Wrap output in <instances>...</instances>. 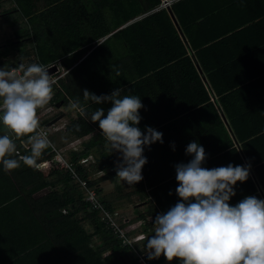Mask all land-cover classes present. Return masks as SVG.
Segmentation results:
<instances>
[{
    "label": "trees",
    "instance_id": "trees-1",
    "mask_svg": "<svg viewBox=\"0 0 264 264\" xmlns=\"http://www.w3.org/2000/svg\"><path fill=\"white\" fill-rule=\"evenodd\" d=\"M161 1L148 0L147 4H142L139 0H103L100 5L110 13V20L101 28L96 24L103 23L104 17H98L102 20L93 18L89 23L94 24L95 33L84 36L80 21L74 17L50 19L51 8L46 0H0V13H6L5 23L16 32L15 40L0 45V61L14 55L17 49L21 50L20 60L29 58L30 51L25 49L28 43L33 46L35 55V61L29 60V63L50 64L67 54H72L73 60L77 61L87 54L70 72L78 84L73 81L71 86L62 81L73 101L80 99V95L83 97L85 89L100 96L111 95L114 90L128 86L144 105L137 125L142 132L146 134V126L152 127L154 118L158 127L174 129L168 130L171 139L185 138V150L175 144L156 145L149 152L144 149L148 163L142 168L143 179L135 185L143 191L148 186L152 200L156 199L147 213L138 216L143 219L148 237L154 235V229L148 231V227L161 213V207L166 209L160 194L177 183L176 165L187 164L193 158L186 154L190 141L198 142L205 149L206 160L202 167L208 169L215 163V160L211 161L216 156H220L223 166H255L264 160V141H247L238 147L219 111L226 112L236 141H241L240 121L228 112L231 95H226L229 93H225L220 81L234 62L242 56L246 59L251 48L258 49L259 55H263L264 47L260 46L264 44L258 43L242 55L228 58H221V53L217 52L231 35L261 25L257 18L264 13V0H254L255 9L244 2L243 16L246 17L234 18L238 16L233 15L231 21L226 12H220L224 5L210 0H178L172 8L180 29L166 9L121 28L128 21L160 6ZM257 2L262 6H257ZM236 5L230 3L233 9ZM106 36L99 43L100 38ZM112 82L113 86L109 87ZM60 96L57 92L53 100L58 101ZM80 102L87 104L90 112L103 108L105 116L112 107L111 102L99 105L83 99ZM73 119L67 124L65 135L83 140L90 136L81 152L70 155L80 177L89 179L93 172L107 170L98 181L108 178L119 182L116 166L121 159L115 156L118 152L112 151L99 123L83 116ZM4 134L12 136L20 155L30 154V145L28 149L21 146L27 137L16 139L0 123V135ZM50 140L55 148L44 151L38 161L43 164L40 170L21 162L18 169L6 172L0 164V264H141L136 255L138 252H134L138 249L135 244L123 243L103 219V208L111 214L114 211L101 197L102 191L95 187L94 181H88V187L97 190L102 205V209H94L85 200V189L80 181L73 179L71 171L57 159V150L64 147L58 143L57 135L51 134ZM90 154L95 161L81 165L79 160ZM47 187L51 188L48 192L37 195ZM254 197L262 199L259 195ZM120 227L127 237L134 235L131 229L123 227V223ZM131 249H134L131 254L136 256L128 253ZM149 261L151 264L161 262Z\"/></svg>",
    "mask_w": 264,
    "mask_h": 264
},
{
    "label": "clouds",
    "instance_id": "clouds-1",
    "mask_svg": "<svg viewBox=\"0 0 264 264\" xmlns=\"http://www.w3.org/2000/svg\"><path fill=\"white\" fill-rule=\"evenodd\" d=\"M54 83L49 69L42 64H21L19 70L0 69V123L16 139L27 137L23 148L30 145V154L20 155L12 136L0 135V164L4 171L18 169L21 162L40 170L43 164L38 161L44 151L54 150L55 145L41 130L38 117V110L53 97ZM121 92L118 88L111 95L97 96L85 89L83 100L96 105L111 102L106 116L103 108H96L91 121L99 123L112 151L122 154L116 176L134 185L143 179L145 147L157 141L163 143V134L147 126L146 134L142 132L137 126L141 121L140 109L144 107L141 98L121 96ZM69 106L81 116L86 115L79 98ZM186 154L193 158L187 164L176 165V193L180 201L156 215L154 235L147 238L144 246L147 258L163 256L169 264L173 260L182 264H264V200L247 196L234 206L229 203L236 195L237 182L248 179L250 165L202 167L206 153L198 142L189 143ZM145 238L146 235L138 241Z\"/></svg>",
    "mask_w": 264,
    "mask_h": 264
},
{
    "label": "crops",
    "instance_id": "crops-1",
    "mask_svg": "<svg viewBox=\"0 0 264 264\" xmlns=\"http://www.w3.org/2000/svg\"><path fill=\"white\" fill-rule=\"evenodd\" d=\"M49 7L51 8L50 13H49V18H55V19H64L69 16H71L73 19H77L80 21L81 26L85 27V30L87 32H90V34H94V29L95 26L94 24L89 23L93 18L102 20L98 17L103 16L104 17V22L100 24H96L98 27H104L102 25H106L105 23L110 20V13H108L104 7H101L100 4H102L103 0H46ZM142 4H147L148 0H139ZM164 0H162L160 6L154 7L153 9H150L146 11V13H143L137 18H134L130 21H128L126 24H124L121 28L133 23L136 19H139L141 17H145L155 11H158L160 9H166L168 10L171 18L173 21L176 23L177 27L180 29L179 22L176 18V15L174 14L172 5L177 2L178 0H170L171 3L167 6L163 3ZM208 0H205V2ZM211 2H214L215 4H220L224 5L222 10L226 12L225 15H229L228 20L231 21L233 19V15H237L238 17L234 18H244L246 16H243L244 13V8L246 6V3L249 4L250 7L255 9V6H253L254 0H210ZM230 3H237L236 8L233 9L232 6H230ZM229 5L226 6L225 5ZM60 6V7H59ZM257 6H262L260 2H257ZM58 7V8H57ZM225 7V8H224ZM234 10V11H233ZM6 13H0V45H5L7 41L10 40H15L16 39V32L9 27L5 23L4 15ZM253 14V12H251ZM113 18V17H112ZM257 21H260L259 27L254 30L246 31L242 33L240 31L239 33H235L228 37V40L226 41L223 46L220 47V50L217 51L221 53V58H228L227 56L230 55H235L239 54L242 55L247 49H250L252 46L257 45L258 43L264 44V13L257 18ZM231 25V22L229 23L228 26ZM112 34V33H111ZM111 34H108L111 35ZM106 36V38L108 37ZM118 43V42H116ZM261 48L264 46H260ZM260 48V49H261ZM92 48L89 50L91 51ZM258 49L251 48L250 51L246 55V59L244 56H240V60L238 62H234V66L231 67V70L225 71L226 74L223 78H221L222 82L220 81V86L225 88V93H229L226 95H231L230 97V104H231V109L228 111L229 114H231L234 119H238L240 121L239 128L241 130V135H242V142L240 140L236 141V137L234 136L232 126L230 124V118L226 117V112L224 110L220 109V115L225 122L226 127L228 128L235 144L238 147H241L243 143H247V141H255V142H260V140L264 141V49L261 50L263 55H259ZM19 51L15 52V54H11L10 56L4 58L2 61H0V69L5 68V70H10V68H18L20 67L21 64L24 65L26 63V60L22 61L19 59L21 56L19 55ZM87 54H84L80 59L77 61L73 60L72 54H67L59 59L62 60L63 64L70 69V71L61 79V82L67 83V85L70 83V85H73V77L70 75V72L74 69V67H77L79 63L85 58ZM235 55V56H237ZM33 56L35 57L34 53ZM58 59V60H59ZM32 61H35V58L31 59ZM57 61V60H56ZM29 62V61H28ZM55 62V61H54ZM35 63V62H33ZM30 63L26 64L25 66L29 65ZM46 65V64H42ZM200 74L203 77V80L205 83L209 82L207 77L205 76L204 72L200 70ZM207 81V82H206ZM75 82V81H74ZM77 82H75L76 84ZM78 84V83H77ZM208 84V83H207ZM210 85V84H209ZM113 86V82L110 83L109 87ZM100 88V85H98ZM108 88V87H107ZM121 96L124 95H133L131 90H129L128 86H122L121 88ZM65 90V89H64ZM214 92V91H213ZM67 94L66 97L60 96L59 99H61L60 103L58 104V114L54 118H52L51 121L53 120H69L71 117L74 116V112L72 115L69 117V113L65 110V107L68 106V103L70 102L68 100V93L65 91ZM71 98V97H70ZM72 99V98H71ZM80 99H83V97L80 95ZM212 99L214 100L213 96ZM73 100V99H72ZM84 107L86 109V115L91 116L90 111H88L87 104H84ZM220 107L222 105L220 104ZM77 112V111H76ZM79 113V112H78ZM148 115H150V112H147ZM59 117V118H58ZM60 120L59 122H61ZM50 121V122H51ZM152 128L155 130H166L165 132H161L163 134L162 139L163 143H160L159 141L151 144L150 146L145 147L148 152L153 149L156 145L157 147H163L165 144V147H168L171 144H175V146H182V149L185 150V145L184 139L185 138H174L171 139L168 134V130H174V129H164L162 125L158 127L156 125V120L153 118L152 119ZM183 130V129H182ZM60 131V132H59ZM59 131H56L52 134L57 135V138L59 140L60 134L62 135L66 130L61 129ZM59 132V133H58ZM182 132V131H180ZM178 135V134H177ZM181 135V134H180ZM90 136H86L85 140L82 139V147L86 144L85 142L88 141ZM77 138V137H76ZM75 137H70L69 140L71 142L76 139ZM248 139V140H247ZM170 142V144H168ZM193 141H190V143ZM70 155H72V152L79 153L81 150H74L72 147H70ZM156 151V150H155ZM148 152L146 151V156L148 155ZM91 155V154H90ZM89 156V155H88ZM93 156V155H92ZM115 156L119 157L121 159L122 154L117 153ZM219 157H214L213 160H215V163L213 165H210L209 168H216V167H221L223 164L220 162ZM121 162V161H120ZM119 163V162H118ZM148 163V160H147ZM113 170V168H112ZM250 172V179H247L244 182H237V184L234 186V191L236 193L235 196L230 198V205L234 206L237 203H239L241 200H243L247 196H256L259 195L261 196L262 200H264V160L258 162L255 166H250L249 169ZM108 179V178H106ZM105 179H102L100 181H103ZM111 182H114L115 189H121L128 187L126 182L122 183L121 179L119 178V182L116 181V179H109ZM129 185V184H128ZM134 185H129L130 187H133ZM178 187V182L174 183V185L166 190H163L162 193L160 194L161 198H163V201H165L164 205L166 209H160L161 213H165V210H169L171 207H173L178 201H180V198L178 197L176 193V188ZM171 190V191H170ZM104 191V188H103ZM103 191L101 192V197L106 200L113 211L116 212L114 214L119 221H122L123 227L131 229L134 232V236L145 233L146 238L141 240V241H136L135 247H137V251L134 249H131L128 251V253L134 252H142L143 250L145 253L146 251L144 250V246L146 244V240L148 237V234L144 230V225H143V219H139L138 216L143 213H147L150 209V204L155 201L156 199L152 200V195L150 194V188L147 186L145 191L141 194H135L137 196H130L129 194H117L114 196H107L103 194ZM121 192H124L120 190ZM171 193V194H170ZM108 194V193H107ZM146 194V197L144 196ZM104 195V196H103ZM119 195V196H118ZM140 200V201H139ZM144 203V206H140V204ZM114 213V212H113ZM138 213V214H137ZM160 213V214H161ZM155 229L154 223L148 227V231H152ZM133 256H136L134 254H131ZM159 261L161 260L160 264H169V262L161 256L158 259H153V261ZM163 260V261H162ZM178 260H173L170 262V264H178Z\"/></svg>",
    "mask_w": 264,
    "mask_h": 264
},
{
    "label": "built area",
    "instance_id": "built-area-1",
    "mask_svg": "<svg viewBox=\"0 0 264 264\" xmlns=\"http://www.w3.org/2000/svg\"><path fill=\"white\" fill-rule=\"evenodd\" d=\"M163 3L165 4V6H167L171 3V1L170 0H164ZM45 66L48 69L51 67H56V70L54 72L50 73L51 78L55 81V83L53 84V91H54L53 97H52V99L48 105H46L44 108H41L38 110V117L40 120L41 130L46 132L48 135V138L50 139V136L52 133L59 131L61 129H66V126L69 123L68 120L58 119V120H56V122H53L52 125L49 124L50 121L52 120V118H54L56 116V114L59 113L58 111H56L59 109L57 101L53 100L56 93L62 92L66 95L65 90H64L60 81L70 71V69L67 68L63 64L61 59H59L55 62H52L50 64H46ZM19 68L20 67H18L16 69L19 70ZM60 120H62V121L59 122ZM71 147L74 150L80 151L81 147H82V141L80 140V138H76L75 140H73ZM63 152H64L63 149L57 150L56 154H57L58 158H60L62 160V162L66 164V165L65 164L64 165L71 171L73 179L79 180L80 183L82 184V186L86 189L85 190V200L90 202L91 205L94 207V209H102L101 201L99 200L97 193H95L91 188L88 187L89 179H85V178L80 177V175L78 174V172L75 169V166L73 165V162L71 160L70 161L66 160L65 154ZM93 161H95L94 157L92 155H89V156L82 157L79 160V163L81 165H87ZM106 172H107L106 170H100L96 173H97V175H99L101 177V176H104L106 174ZM102 217L107 222V224H109V226L114 229V231L117 233V235H119V238H121L123 240V243H125V244H132V243L138 241L139 239H141L142 237L145 236V234H139V235H136L134 237H127L125 232L120 227V224L118 223L115 216L113 214H111L105 208L102 209ZM138 260L141 264H151V262L147 258V254L145 252L138 254Z\"/></svg>",
    "mask_w": 264,
    "mask_h": 264
},
{
    "label": "rangeland",
    "instance_id": "rangeland-1",
    "mask_svg": "<svg viewBox=\"0 0 264 264\" xmlns=\"http://www.w3.org/2000/svg\"><path fill=\"white\" fill-rule=\"evenodd\" d=\"M81 31H82V34L84 35V36H87V35H89L90 33H91V31L90 32H87L86 30H85V27H83V26H81ZM94 32V31H93ZM95 33V32H94ZM106 39V37H103V38H100V40H99V43L100 42H102V41H104ZM99 43H97V44H99ZM25 49H27V50H29L30 51V57L29 58H27V59H25L26 60V64H28L29 62V60H31L32 58H34V56H33V53H34V49H33V46L32 45H30L29 43H28V47H26ZM21 55V52L19 53V55H17L18 57ZM26 64H24V65H26ZM31 64V63H30ZM28 66V65H27ZM61 82V81H60ZM61 84H62V82H61ZM63 88H65V86L63 87ZM66 89V88H65ZM67 90V89H66ZM68 91V90H67ZM60 94H61V96L62 97H66L67 96V94L65 95L64 93H62V92H60ZM71 94V93H70ZM70 96L71 95H68V100L70 101V102H72L73 100L70 98ZM60 101H61V99H58V101H57V103L59 104L60 103ZM70 102L68 103V106H66L65 107V110L69 113V117L72 115V113L74 112V116L73 117H71V118H74V119H77V118H79V117H81V114L80 113H78V112H76V110H74V109H71L70 108ZM56 111H58V110H56ZM55 111V112H56ZM83 117H85L86 119L89 117V119H91V116H87V115H85V116H83ZM73 119V120H74ZM68 120V119H67ZM68 121H70V119L68 120ZM53 122H56V120H53V121H51L49 124L50 125H52V123ZM96 123V122H95ZM51 127V126H50ZM66 130V129H65ZM60 132V131H59ZM58 132V133H59ZM57 133V132H56ZM59 142L58 143H60V144H62L64 147H62V149L64 150V154H65V159L66 160H68V161H70V147H71V145H72V142H71V140H69V138L65 135V133H63L62 135L60 134V138H59ZM82 149L84 148V147H81ZM69 158V159H68ZM57 159L61 162V163H63L62 162V160L60 159V158H58V156H57ZM65 163H63V165H64ZM66 165V164H65ZM143 174V173H142ZM144 175V174H143ZM99 178H101L99 175H97V173H95V172H93L90 176H89V180L90 181H94V185H95V187L98 189H100L101 191H103V188H104V191H103V194L104 193H106V194H104V195H107V196H109V195H111V196H114V195H117V194H129L130 196H137L138 194H141V193H143L144 191L142 190V189H140V188H137L136 189V187H137V185H135V186H133V187H130L129 188V185L128 184H126L128 187H126V188H128V189H125V188H121L120 190H122V191H124V192H121L119 189H115V185H114V182L112 181H110L109 179H105V180H103V181H98V179ZM121 179V178H120ZM96 182V183H95ZM121 182L122 183H124L125 181H123V180H121ZM51 188L50 187H47V188H45V189H43L42 191H40L39 193H37V195H42V194H44V193H46V192H48L49 190H50ZM85 189V188H84ZM89 189V188H88ZM95 193H97V190L96 189H94V188H91ZM86 190V189H85ZM138 190H139V192H138ZM108 193V194H107ZM135 194H137V195H135ZM97 195H98V193H97ZM103 195V196H104ZM118 195V196H119ZM145 197H146V194L144 195ZM85 197V196H84ZM98 198H99V196H98ZM100 200V199H99ZM140 201V200H139ZM140 206L142 207V206H144V203H142V204H140ZM114 214H116V212L114 211V213H113V215ZM138 214V213H137ZM101 215H102V213H101ZM115 216V215H114ZM115 218L117 219V221H118V223L120 224L122 221H119V219L115 216ZM122 224V223H121ZM134 243H136V242H134ZM134 243H132V244H134ZM139 253H142V252H138L137 253V257H138V254ZM127 260H129V258H126ZM167 264V263H166Z\"/></svg>",
    "mask_w": 264,
    "mask_h": 264
},
{
    "label": "water",
    "instance_id": "water-1",
    "mask_svg": "<svg viewBox=\"0 0 264 264\" xmlns=\"http://www.w3.org/2000/svg\"><path fill=\"white\" fill-rule=\"evenodd\" d=\"M56 70V67H51V68H49V74L50 73H52V72H54ZM59 118V117H58ZM56 120V119H55Z\"/></svg>",
    "mask_w": 264,
    "mask_h": 264
}]
</instances>
